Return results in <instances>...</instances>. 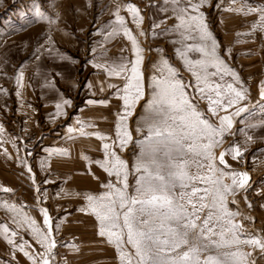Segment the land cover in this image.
I'll return each instance as SVG.
<instances>
[{
    "label": "rangeland",
    "instance_id": "obj_1",
    "mask_svg": "<svg viewBox=\"0 0 264 264\" xmlns=\"http://www.w3.org/2000/svg\"><path fill=\"white\" fill-rule=\"evenodd\" d=\"M191 5L200 6L194 11L189 0H0V264H33L18 245L39 260L45 250L29 223L34 220L35 227L47 230L42 209L48 211L57 242L50 264H120L115 245L99 236V221L86 199L104 192L103 185L114 179L96 163L105 158L103 144L116 141L115 126L124 112L120 97L127 73L117 76L110 70L136 59L127 30L141 49L146 95L126 124L133 138L140 139L135 129L145 115L156 68L167 60L184 82L194 83L177 49L189 60L204 59L188 48L203 43L196 28L200 21L191 20L201 13L217 54L239 77L236 81L225 75L216 82L225 89L233 83L247 90L248 97L240 105L248 111L233 117L229 134L216 149L218 155L239 146L243 156L233 160L229 154L226 160L231 170L250 176L245 189L237 190V203L228 207L242 214L236 219L246 232L264 235V30L254 28L258 12L247 14L249 6L264 7V0H191ZM182 8L187 11L181 13ZM178 15L185 19L179 29ZM206 103L200 102L201 110ZM212 120L219 123L217 117ZM114 150L131 165L139 149L130 144ZM6 235L15 243L9 244ZM254 256L256 264H264V254Z\"/></svg>",
    "mask_w": 264,
    "mask_h": 264
},
{
    "label": "snow or ice",
    "instance_id": "obj_2",
    "mask_svg": "<svg viewBox=\"0 0 264 264\" xmlns=\"http://www.w3.org/2000/svg\"><path fill=\"white\" fill-rule=\"evenodd\" d=\"M172 2L179 4L180 0ZM203 2L200 0L201 4ZM189 6L195 11L200 5L192 6L189 0ZM129 10L138 15L137 8L130 5ZM185 11L187 8L180 9L181 13ZM257 12L259 21L254 28L264 30V7L247 8V14ZM202 17L203 13L192 16L191 20L200 21L196 28L203 43L194 47L188 45V48L201 53L204 59L189 60L177 49L194 83L184 82L167 60L162 62L163 67L156 68L148 85L151 92L145 115L135 129L140 139L133 138L126 124L135 106L146 95L140 70L141 49L127 30L125 35L132 40L136 59L121 62L110 70V74L117 76L127 73L124 94L120 97L124 112L115 126L116 141L111 145L103 144L105 158L96 163L114 179L103 185L104 192L88 195L86 199L99 221V236L107 237V242L115 245L120 264H256L254 253L264 254V235L246 232L236 219L242 214L228 207L229 203H237V190L245 189L250 176L246 171L231 170L226 155L231 154L232 159L237 160L243 153L239 146L216 153L232 128L233 117L248 111L246 105L240 106L248 98L247 90L233 83H228L225 89V85L216 82L217 77L223 80L225 75H231L236 81L239 77L217 54V42L202 24ZM117 19L123 22L118 14ZM177 19L181 21L177 28L185 27L184 16L178 15ZM209 68L215 70L209 71ZM22 79L23 73L18 82ZM189 88L193 93L187 91ZM260 99L264 101V87L260 90ZM201 101L207 102L206 110H201ZM60 107L57 104V109ZM229 109L235 110L229 113ZM221 111L226 114L219 115ZM212 117H217L219 123ZM72 131L69 128V132ZM81 134H84L82 129ZM96 135L102 140L111 139ZM130 144L139 149L131 165L114 150ZM58 151L63 154V150ZM129 177L133 178L132 182ZM5 207L16 210L14 205ZM41 211L44 224L49 226L47 230L35 227L34 220L29 227L45 251L37 260L35 255L25 251L24 245L18 247L33 264H50L57 242L52 237L47 209ZM4 232L8 233L6 226ZM16 235L15 231L11 233L13 237ZM5 239L9 244L15 243L7 235Z\"/></svg>",
    "mask_w": 264,
    "mask_h": 264
}]
</instances>
